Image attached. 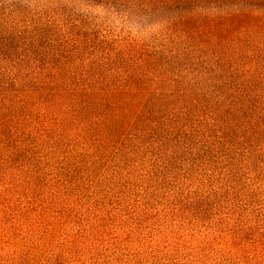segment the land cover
I'll use <instances>...</instances> for the list:
<instances>
[{
	"label": "trees",
	"instance_id": "trees-1",
	"mask_svg": "<svg viewBox=\"0 0 264 264\" xmlns=\"http://www.w3.org/2000/svg\"><path fill=\"white\" fill-rule=\"evenodd\" d=\"M63 147L103 200L50 220L0 198V264H180L139 227L164 202L204 227L183 264H264V0H0V173L37 177L10 195Z\"/></svg>",
	"mask_w": 264,
	"mask_h": 264
},
{
	"label": "rangeland",
	"instance_id": "rangeland-1",
	"mask_svg": "<svg viewBox=\"0 0 264 264\" xmlns=\"http://www.w3.org/2000/svg\"><path fill=\"white\" fill-rule=\"evenodd\" d=\"M114 25H117V23H114ZM72 152L73 151L68 147H63L60 154L56 156L54 165L45 168L40 175L41 187H38V183L35 180L38 189H35L36 191L34 193L20 188L15 196L10 195L11 191L8 192L7 190H14V187H16L14 186L16 183H13L12 180L20 175L17 170H23L26 158L23 156L20 158H14L11 161V164L7 165L10 170L7 169V171L4 172V175L0 173V198L7 199L8 201L9 199H12V202L19 208V210H22L23 214L29 219L47 218L50 220L56 218L57 212L63 210V207L67 208L68 211L66 213L74 209L71 214L73 216L74 211H76L78 206L83 202H89V199L93 198L96 192V196L99 200H103L104 194L101 192V190H103V180L98 177L101 171L93 169L91 172L90 170L92 169V166L90 165V162L86 161L81 165V163L74 158ZM36 155L44 156L45 151H43V153L38 152ZM65 158H67V160H65ZM31 170V166L27 165L23 171L26 172L27 178L33 175L34 178L37 179L36 174H33ZM53 180H60L59 182H61V185L65 181L68 182V191H66V193L69 197V204L73 202L74 206H63L61 204L62 201H65L64 198L66 197V194L63 195L62 193H59L61 192V187L56 186L53 183ZM12 184L13 186L11 187ZM164 204L165 202L160 203L157 211L153 210V205L149 206L147 212H143L144 210H137L142 216V221L140 222L139 227L142 232L154 235L155 244H160V250L163 248L162 244L167 237L166 235L170 233L169 231L173 232V235L170 234V236L173 237H170L169 239H172V242L175 243L176 246L178 244L181 247L180 252L183 255L177 262L183 264L185 263L183 260L186 258L182 257L189 254V251L193 250L195 243L202 242L205 239L206 234L202 230L204 227H202L201 224H195L196 226L191 229L190 233L187 232L188 226L182 228L176 226L174 229L170 230V226L175 221V218L170 216L171 208L166 209L167 206ZM130 211L132 212L133 209ZM254 211H258L257 206ZM131 214L134 215L133 213Z\"/></svg>",
	"mask_w": 264,
	"mask_h": 264
}]
</instances>
